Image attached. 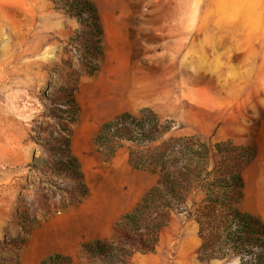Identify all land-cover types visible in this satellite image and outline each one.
Segmentation results:
<instances>
[{
    "label": "rangeland",
    "instance_id": "obj_1",
    "mask_svg": "<svg viewBox=\"0 0 264 264\" xmlns=\"http://www.w3.org/2000/svg\"><path fill=\"white\" fill-rule=\"evenodd\" d=\"M93 1L104 29L103 55L96 59L86 48L90 27L61 0H0V255L13 264H37L60 252L70 254L72 264H101L81 251L83 241H67L76 231L73 219L102 217L123 206L113 233L149 188L141 195L131 189L156 183L181 149H203V143L215 171L242 175L238 206L264 220V0ZM92 64L97 70L89 74ZM112 66L122 71L112 75ZM110 76L119 87L109 86ZM116 90L133 102L132 114L153 112L156 141L95 142L101 124L111 119L100 113ZM71 94L81 106L68 127L89 186L85 196L71 192V174L50 164L57 137L51 110ZM166 121L172 128L163 132ZM39 124L45 129L33 131ZM227 140L238 152L214 147ZM22 236L27 240L21 245L8 243ZM200 245L196 221L174 210L156 250L136 252L127 264H237L201 260Z\"/></svg>",
    "mask_w": 264,
    "mask_h": 264
},
{
    "label": "trees",
    "instance_id": "obj_2",
    "mask_svg": "<svg viewBox=\"0 0 264 264\" xmlns=\"http://www.w3.org/2000/svg\"><path fill=\"white\" fill-rule=\"evenodd\" d=\"M61 1L68 13L90 27L84 36L86 43L90 41L86 48L90 49L92 57L96 59L102 56L104 29L96 3L93 0ZM96 70L95 64L87 68L89 74ZM58 104L60 106L51 110L56 121L54 131L57 137L49 147L53 152L50 164L58 173L71 174L76 180L71 192L75 196H85L89 193V186L81 163L71 149L72 133L68 127L69 121L77 119L81 106L72 94ZM171 123L166 121L161 131L170 130ZM156 126V116L151 110L145 109L141 116L125 110L101 124L95 142L99 146L122 141L137 146L148 145L158 138L160 131ZM44 129L42 124L32 128L38 133ZM202 147L195 149L187 146V150L181 149L178 161L164 170L136 205L115 222L110 239L83 241L81 251L99 259L101 264H127L136 252L156 250L161 228L168 222L170 213L178 210L197 223L201 260L264 264V220L258 214L238 206L243 195L242 175L237 170L215 171L210 165L206 144L203 143ZM214 147L229 154L238 152L240 148L233 145L231 140L217 142ZM243 153L250 154L246 150ZM200 193L202 197L198 199ZM26 240L27 236H22L12 238L8 243L18 246ZM72 262L70 254L56 252L45 256L37 264ZM0 264L13 263L0 255Z\"/></svg>",
    "mask_w": 264,
    "mask_h": 264
},
{
    "label": "crops",
    "instance_id": "obj_3",
    "mask_svg": "<svg viewBox=\"0 0 264 264\" xmlns=\"http://www.w3.org/2000/svg\"><path fill=\"white\" fill-rule=\"evenodd\" d=\"M111 24L114 25V23H111ZM108 31L110 32V30ZM116 53H117L116 55L121 54V52H118V51ZM121 71H122L121 68H119L118 66L117 67L112 66L108 70V72L112 75L114 74L117 75ZM106 81L109 83V86L111 85L110 87L112 88L120 86V80L118 78H114L110 76L106 78ZM116 91H117L116 93L111 95L112 98L111 100L107 102V105L105 106L104 111L103 110L101 111L100 114L103 117L109 116L110 118H113L114 116L121 113L122 111L131 110V107H132L131 104L133 102L129 101V99H126L124 96H122L123 91L121 90H116ZM144 106L148 107V105H144ZM154 183L151 184L146 180L142 182L141 186H139V188H136L135 191L132 188L129 193L130 194L136 193L137 195H141L142 193L145 192V190L150 188L151 185H153ZM125 200H127V197L125 198ZM122 209L126 210V208L122 206L120 210L115 209L113 212H110L102 217L85 216V218H81L77 216L75 219H73L74 222L72 225L74 226L73 228L76 231L71 232V234H69L67 241L78 245L80 244V242L84 240H90L93 238H104V239L108 238L109 239L112 234V222L118 216V211H121ZM60 215H62V213ZM45 232L46 230L44 229L41 230V232H39L40 244H41L42 238L45 236Z\"/></svg>",
    "mask_w": 264,
    "mask_h": 264
},
{
    "label": "bare ground",
    "instance_id": "obj_4",
    "mask_svg": "<svg viewBox=\"0 0 264 264\" xmlns=\"http://www.w3.org/2000/svg\"><path fill=\"white\" fill-rule=\"evenodd\" d=\"M221 1H223V0H221ZM221 1L218 0V2H221ZM230 1H232V0H230ZM230 1H229V2H230ZM242 1H243V0H242ZM224 4L226 5V2H224ZM242 4L244 5V3H242ZM229 5H230V4H229ZM233 5H234V4H233ZM234 6H235V5H234ZM226 7H228V6H226ZM243 7H244V6H243ZM251 7H252V6H251ZM251 7H250V8H251ZM229 8H230V7H229ZM229 8H228V9H229ZM238 8H239V7H238ZM241 8H242V7H241ZM241 8H240V10H242ZM230 9H231V8H230ZM236 9H237V8H236ZM244 9H245V8H244ZM244 9H243V11H244ZM248 9H249V8H248ZM237 10H238V9H237ZM237 10H236V12H237ZM240 10H238V11L241 12ZM228 11H229V10H228ZM233 11H234V8H233ZM243 11H242V12H243ZM231 12H232V11H231ZM246 12H247V11H246ZM232 13L234 14V12H232ZM243 13H244V12H243ZM247 13H248V12H247ZM256 13H257V12H256ZM230 14H231V13H230ZM249 14H250V13H249ZM237 15H238V14H237ZM257 15H258V14H257ZM250 17H251V16H250ZM245 20H246V19H245ZM245 20H244V23H245ZM248 20H249V19H248ZM247 22H248V21H247ZM249 22H250V21H249ZM254 24H255V23H254ZM254 24H253V26H254ZM255 25H256V24H255ZM263 32H264V30H263ZM64 239H65V238H64ZM61 242H62V241H61Z\"/></svg>",
    "mask_w": 264,
    "mask_h": 264
}]
</instances>
